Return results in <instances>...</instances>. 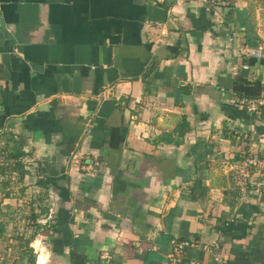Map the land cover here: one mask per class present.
<instances>
[{"label":"crops","instance_id":"0c3cea01","mask_svg":"<svg viewBox=\"0 0 264 264\" xmlns=\"http://www.w3.org/2000/svg\"><path fill=\"white\" fill-rule=\"evenodd\" d=\"M248 4L0 0V142L48 193L37 224L56 220L36 264H170L181 240L264 264V117L231 102L239 74L264 87ZM249 155L262 164L242 184Z\"/></svg>","mask_w":264,"mask_h":264},{"label":"rangeland","instance_id":"374dc122","mask_svg":"<svg viewBox=\"0 0 264 264\" xmlns=\"http://www.w3.org/2000/svg\"><path fill=\"white\" fill-rule=\"evenodd\" d=\"M245 3L250 4L248 5L252 11L250 10L251 15L249 16V23L252 25L253 30L256 28L255 32H257V38L263 40V42H261V46L264 50V0H250V2L249 0L248 2L245 0ZM260 51H262V49ZM9 153L10 152L4 148V142L1 141L0 163L4 164V166H6V162L12 163L15 161L8 159ZM3 170H5L3 172L4 174L0 173V261L4 256L7 258V264H10L12 262L14 263L16 261H20L22 258L21 255L25 250L24 246H20V240L17 238V236L24 234L26 235L25 237H28L29 234L34 230L33 228L30 229L28 225L29 221H31L29 220V212L31 209H33L29 203L31 194L33 197L35 194H40L42 198L40 201L42 204H47L48 198L44 197L41 191L36 192L35 189L31 187L32 181L27 183L29 190L25 189L21 192L23 183L18 181L17 175L15 173H9L8 169ZM38 228L41 229L38 231V234H40L39 236H42L43 241H47L46 237L51 231L49 222L46 221L41 223V225H38ZM43 237H45V239ZM39 239L41 238L39 237ZM34 241L32 244L34 245L35 243L36 245L38 240Z\"/></svg>","mask_w":264,"mask_h":264},{"label":"trees","instance_id":"16d2710c","mask_svg":"<svg viewBox=\"0 0 264 264\" xmlns=\"http://www.w3.org/2000/svg\"><path fill=\"white\" fill-rule=\"evenodd\" d=\"M253 30V27L251 28V31ZM250 63H253V59H250ZM232 92L236 98H255L258 97L261 93V90L263 89L262 84L258 80H249L245 78L244 76H241L240 74L235 76L232 80L231 85ZM264 117V109H261V118ZM20 153L18 151L10 152L8 154V159L15 160L14 162H6V166L4 164L0 163L1 171L0 173H3L5 170L8 169L9 173H15L17 175L18 181L23 183L24 177L27 174V170H25L23 163L20 160ZM4 174V173H3ZM36 183H41V179H38L34 181ZM25 183V182H24ZM36 185V184H35ZM21 192L28 189L27 183L25 186L21 187ZM26 189V190H27ZM29 190V189H28ZM40 191V190H39ZM42 195L46 198H48L47 191H41ZM34 195V197L31 194L30 197V206L31 209L29 212V228H33L34 230L29 234L28 237H25L26 235L20 234V236H17V238L20 240V246H24L25 250L22 253V258L26 257V261L28 264H36L35 259L36 255L33 252V248L30 246L31 241L34 239V237L38 234V231L41 230L38 228L37 220L40 217V215L47 217L51 208V205L49 203L42 204L41 203V196L40 194ZM38 210V211H37ZM59 210V209H58ZM58 212V211H57ZM55 218H50V227L55 224ZM56 225V224H55ZM21 258V259H22ZM70 264H89V260L82 254H79L75 250L70 251Z\"/></svg>","mask_w":264,"mask_h":264},{"label":"built area","instance_id":"2783aa9c","mask_svg":"<svg viewBox=\"0 0 264 264\" xmlns=\"http://www.w3.org/2000/svg\"><path fill=\"white\" fill-rule=\"evenodd\" d=\"M199 1L204 7L207 9H220L226 8L229 5V0H197ZM232 28L228 30V41L230 43L233 42L234 37L231 35ZM246 55L253 56L256 58H260L261 51L259 48H247ZM247 65H244L246 68ZM232 103L238 104L242 106L249 115H259L261 113V109H264V87L261 90V93L258 97L255 98H234L231 99ZM262 164V162L255 156L249 155L247 156L244 161L242 162L240 174H241V182L242 184L246 181L247 171L258 167ZM93 160L90 159L88 162L83 165V169L88 173H95L93 167ZM201 247L203 250L210 252L213 255V258L216 264H224L222 255L218 251V246L215 248H210L207 245H200L196 241H188V240H181L176 241L173 244V252L174 254L170 257V264H180V256L186 251L188 248H196Z\"/></svg>","mask_w":264,"mask_h":264}]
</instances>
